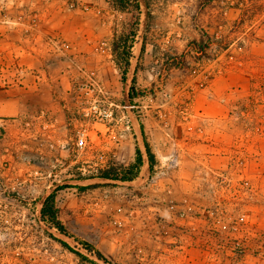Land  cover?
Here are the masks:
<instances>
[{"label": "rangeland", "instance_id": "obj_1", "mask_svg": "<svg viewBox=\"0 0 264 264\" xmlns=\"http://www.w3.org/2000/svg\"><path fill=\"white\" fill-rule=\"evenodd\" d=\"M40 1L64 20L41 48L73 68L21 66L0 31V85H101L125 136L66 155L0 123V264H264V0H0V28L34 34ZM137 149L134 180L99 178ZM52 194L63 233L41 219Z\"/></svg>", "mask_w": 264, "mask_h": 264}, {"label": "crops", "instance_id": "obj_2", "mask_svg": "<svg viewBox=\"0 0 264 264\" xmlns=\"http://www.w3.org/2000/svg\"><path fill=\"white\" fill-rule=\"evenodd\" d=\"M53 2L58 4L55 0ZM39 3L45 5L41 8L43 12L39 14L41 18L40 28L35 30L31 36H25L24 31L26 30L18 27L8 36L5 31H9V27L2 26L5 29L0 28V31H3L6 35L3 41L11 48L14 43V48L18 52L16 57L21 56L19 58L21 66L28 67L31 70L34 69L36 72L58 68L59 73L67 75L73 68L69 62L72 55L70 54L69 57L64 55L63 59L59 55H55L56 60L53 62L55 64H51L49 61L51 55L49 57L41 48V43H44L48 36L55 33L57 26L61 30L64 29V20L61 18L59 25L56 22L52 23V19L49 18L52 13L48 8V3L46 4V1H40ZM27 37H33L32 41L39 44L38 48L30 44L25 47L24 39H27ZM30 49L35 51L32 53ZM26 54L28 55L24 58ZM80 56L78 55L76 58H80ZM24 59L27 60L24 61ZM78 86L81 85H72L71 83L70 85H0V123L8 124L7 128L23 126L25 131L32 133V136L46 138L48 147L51 148L53 153L69 155L75 148L77 131L87 124V120L80 113L79 102L81 100L82 103L88 105L87 101L90 99L81 95ZM259 95L261 94L259 93ZM123 118L124 115L120 120H123ZM28 121L31 123L29 129ZM134 126L136 128V121ZM7 128L5 127V130ZM103 128L104 126L101 124L93 125L92 136L103 132ZM104 134L105 132L101 136L102 140L105 139Z\"/></svg>", "mask_w": 264, "mask_h": 264}, {"label": "built area", "instance_id": "obj_3", "mask_svg": "<svg viewBox=\"0 0 264 264\" xmlns=\"http://www.w3.org/2000/svg\"><path fill=\"white\" fill-rule=\"evenodd\" d=\"M81 95L89 97L90 100L87 101L88 105L83 108L82 115L87 120V124L79 129L76 133L75 148L78 154H84L85 151L91 146H94L92 140V126L95 124H101L106 127L107 132L104 134L110 135L109 138H113L116 144L119 145L121 140L124 138V132L115 134L114 125H118L117 118L115 116V110L119 108L114 103H109L105 100L104 89L101 85H86L80 88ZM116 108V109H114ZM124 130H129V127H124ZM101 134V135H99ZM103 132H99L96 136L101 139ZM95 150V149H94ZM99 160V163H106V152L103 148L95 150ZM104 168V166L102 167Z\"/></svg>", "mask_w": 264, "mask_h": 264}, {"label": "trees", "instance_id": "obj_4", "mask_svg": "<svg viewBox=\"0 0 264 264\" xmlns=\"http://www.w3.org/2000/svg\"><path fill=\"white\" fill-rule=\"evenodd\" d=\"M133 1L136 3V6L138 8L137 0H119L120 4L122 6L121 7L122 9L125 8L124 2L129 3V2H133ZM115 46L119 50V48H120L119 43L115 44ZM117 49H115V51H117ZM129 67H130V63L127 62L125 72L129 69ZM145 147H146V154L148 156V161L150 164L149 169L152 172L154 170V167H155L156 159H155V156L153 155V153L151 151L149 144L146 141H145ZM142 165H143V153L140 149H137V164L135 166H133V168H132L133 170H135L134 172H126V174L123 177H119L118 171L116 169L112 168V169L103 171L102 175L99 178L104 179V180L114 181V182L115 181L129 182V181L134 180L138 176V172L141 169ZM41 219H42V221L49 224V226L51 228H56L62 233L64 232V228H63L62 223L60 221L59 210L56 207V195L55 194L50 195L45 200L44 207H43L42 212H41ZM90 252H92V251H90ZM94 254L99 261H106L100 252H95ZM90 264H97V263L91 262Z\"/></svg>", "mask_w": 264, "mask_h": 264}]
</instances>
